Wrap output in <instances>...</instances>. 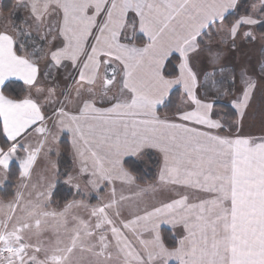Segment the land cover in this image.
<instances>
[{"label":"snow or ice","instance_id":"obj_1","mask_svg":"<svg viewBox=\"0 0 264 264\" xmlns=\"http://www.w3.org/2000/svg\"><path fill=\"white\" fill-rule=\"evenodd\" d=\"M0 264H264V0L0 6Z\"/></svg>","mask_w":264,"mask_h":264},{"label":"trees","instance_id":"obj_2","mask_svg":"<svg viewBox=\"0 0 264 264\" xmlns=\"http://www.w3.org/2000/svg\"><path fill=\"white\" fill-rule=\"evenodd\" d=\"M8 2H9V0H2L1 6L6 5ZM153 171H154V169H153ZM141 174H143V173H141ZM151 175H152L151 171L147 173V175L145 176V182H150L149 177H151ZM8 191H14V189L9 188Z\"/></svg>","mask_w":264,"mask_h":264},{"label":"crops","instance_id":"obj_3","mask_svg":"<svg viewBox=\"0 0 264 264\" xmlns=\"http://www.w3.org/2000/svg\"><path fill=\"white\" fill-rule=\"evenodd\" d=\"M2 2V0H0ZM1 2H0V6H1Z\"/></svg>","mask_w":264,"mask_h":264},{"label":"rangeland","instance_id":"obj_4","mask_svg":"<svg viewBox=\"0 0 264 264\" xmlns=\"http://www.w3.org/2000/svg\"><path fill=\"white\" fill-rule=\"evenodd\" d=\"M1 2V1H0ZM165 227H167V226H165Z\"/></svg>","mask_w":264,"mask_h":264}]
</instances>
